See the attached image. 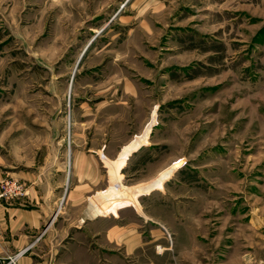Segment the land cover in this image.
Here are the masks:
<instances>
[{
	"label": "rangeland",
	"instance_id": "obj_1",
	"mask_svg": "<svg viewBox=\"0 0 264 264\" xmlns=\"http://www.w3.org/2000/svg\"><path fill=\"white\" fill-rule=\"evenodd\" d=\"M36 14L0 21V180L84 149L103 190L151 185L107 217L155 264H264V0H54L20 33Z\"/></svg>",
	"mask_w": 264,
	"mask_h": 264
},
{
	"label": "crops",
	"instance_id": "obj_2",
	"mask_svg": "<svg viewBox=\"0 0 264 264\" xmlns=\"http://www.w3.org/2000/svg\"><path fill=\"white\" fill-rule=\"evenodd\" d=\"M53 6L54 0H0V21L15 28L17 12L36 11L35 16H25L23 34L25 29L43 27L44 13ZM130 140L122 138L119 149L106 148L103 155L116 158ZM51 154L66 157V163L61 161L55 167L34 163L11 173L21 180L25 194L0 199V264L7 255L26 248L17 264H155L152 232L149 238L137 222L107 217L108 212L118 213L126 204L137 205L139 195L151 185L127 189L113 173L111 189L109 185L104 191L101 159L84 149L54 152L52 148L47 157Z\"/></svg>",
	"mask_w": 264,
	"mask_h": 264
},
{
	"label": "built area",
	"instance_id": "obj_3",
	"mask_svg": "<svg viewBox=\"0 0 264 264\" xmlns=\"http://www.w3.org/2000/svg\"><path fill=\"white\" fill-rule=\"evenodd\" d=\"M24 194L25 187L19 180L15 178H4L0 180V199H10L23 196ZM28 249L26 248L22 251L7 255L4 264H17Z\"/></svg>",
	"mask_w": 264,
	"mask_h": 264
},
{
	"label": "bare ground",
	"instance_id": "obj_4",
	"mask_svg": "<svg viewBox=\"0 0 264 264\" xmlns=\"http://www.w3.org/2000/svg\"><path fill=\"white\" fill-rule=\"evenodd\" d=\"M70 148V147H69Z\"/></svg>",
	"mask_w": 264,
	"mask_h": 264
}]
</instances>
